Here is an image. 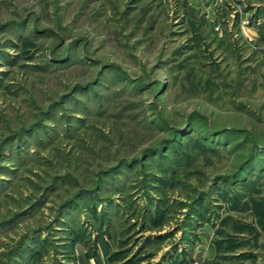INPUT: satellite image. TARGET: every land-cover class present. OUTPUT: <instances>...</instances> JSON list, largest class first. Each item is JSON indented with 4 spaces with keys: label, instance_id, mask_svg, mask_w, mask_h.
Listing matches in <instances>:
<instances>
[{
    "label": "rangeland",
    "instance_id": "1",
    "mask_svg": "<svg viewBox=\"0 0 264 264\" xmlns=\"http://www.w3.org/2000/svg\"><path fill=\"white\" fill-rule=\"evenodd\" d=\"M0 264H264V0H0Z\"/></svg>",
    "mask_w": 264,
    "mask_h": 264
}]
</instances>
